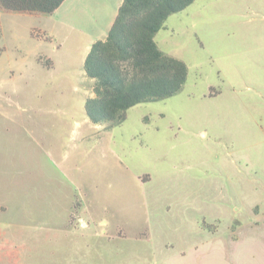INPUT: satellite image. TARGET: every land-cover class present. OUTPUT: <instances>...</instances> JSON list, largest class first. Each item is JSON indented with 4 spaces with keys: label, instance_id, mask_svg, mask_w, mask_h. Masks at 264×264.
Wrapping results in <instances>:
<instances>
[{
    "label": "rangeland",
    "instance_id": "1",
    "mask_svg": "<svg viewBox=\"0 0 264 264\" xmlns=\"http://www.w3.org/2000/svg\"><path fill=\"white\" fill-rule=\"evenodd\" d=\"M66 6H0V264H264V0L170 15L186 82L116 126L85 117Z\"/></svg>",
    "mask_w": 264,
    "mask_h": 264
},
{
    "label": "trees",
    "instance_id": "2",
    "mask_svg": "<svg viewBox=\"0 0 264 264\" xmlns=\"http://www.w3.org/2000/svg\"><path fill=\"white\" fill-rule=\"evenodd\" d=\"M65 0H0L2 9L17 13L52 14ZM194 0H122L104 40L94 42L83 62L92 80L84 101L93 125L116 126L126 111L181 91L187 67L163 53L154 38L165 20Z\"/></svg>",
    "mask_w": 264,
    "mask_h": 264
},
{
    "label": "crops",
    "instance_id": "3",
    "mask_svg": "<svg viewBox=\"0 0 264 264\" xmlns=\"http://www.w3.org/2000/svg\"><path fill=\"white\" fill-rule=\"evenodd\" d=\"M121 2L122 0H65L55 11L61 15L60 9L64 4L67 5L66 25L78 30L80 36H77V39L81 40L84 46L82 67L91 45L97 40L106 38ZM80 37H83L84 41Z\"/></svg>",
    "mask_w": 264,
    "mask_h": 264
}]
</instances>
